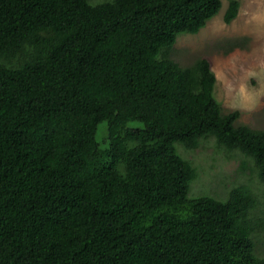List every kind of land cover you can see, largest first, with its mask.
<instances>
[{"label":"trees","instance_id":"trees-1","mask_svg":"<svg viewBox=\"0 0 264 264\" xmlns=\"http://www.w3.org/2000/svg\"><path fill=\"white\" fill-rule=\"evenodd\" d=\"M221 7L0 0V264H264L256 193L189 197L197 171L175 147L239 151L264 211V130L223 112L207 58L170 57Z\"/></svg>","mask_w":264,"mask_h":264},{"label":"rangeland","instance_id":"rangeland-1","mask_svg":"<svg viewBox=\"0 0 264 264\" xmlns=\"http://www.w3.org/2000/svg\"><path fill=\"white\" fill-rule=\"evenodd\" d=\"M221 1L220 12L197 34L177 38L170 57L180 66L207 58L216 78L214 96L223 112L237 110V124L264 130V0H238L237 16L230 23L223 20L228 0ZM175 147L197 171L189 197L212 196L225 201L232 188L245 185L259 197L251 220L255 223L264 217L261 182L252 163L239 151L218 148L214 136L201 139L195 149L180 143ZM253 238L256 254L264 256V228L256 230Z\"/></svg>","mask_w":264,"mask_h":264}]
</instances>
